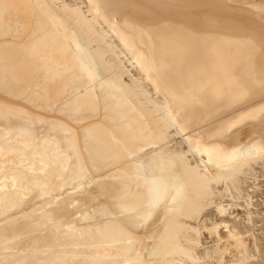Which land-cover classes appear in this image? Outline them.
Instances as JSON below:
<instances>
[{"label":"bare ground","instance_id":"1","mask_svg":"<svg viewBox=\"0 0 264 264\" xmlns=\"http://www.w3.org/2000/svg\"><path fill=\"white\" fill-rule=\"evenodd\" d=\"M259 161L262 2L0 0V264L247 263Z\"/></svg>","mask_w":264,"mask_h":264},{"label":"rangeland","instance_id":"2","mask_svg":"<svg viewBox=\"0 0 264 264\" xmlns=\"http://www.w3.org/2000/svg\"><path fill=\"white\" fill-rule=\"evenodd\" d=\"M66 1L71 2L72 0H66ZM251 1L262 2L264 4V0H251ZM115 43H116V45L118 44L117 41H115ZM121 60H123V64L127 67V69H129L131 71L132 74H134L135 76H138L136 69L133 68L130 65V63H128V59H127V57H125V55L121 56ZM124 78H125L126 82H130V81H127V78H128L127 76H125ZM148 87L147 88L151 92L152 91L151 87L150 86H148ZM170 139L169 140L171 143H169V145L170 146L172 145V147H171L172 150L175 149V151H178L179 148H182L183 150L187 149L186 146L181 141L180 137H170ZM187 157L189 158L190 162L193 163L192 161H194V160L191 159V156H187ZM252 168H253V171L249 172L250 175H249V173H248V175H246L247 179L244 177L247 181L246 184H244L245 182L242 184L243 185V187H242L243 193L244 194L245 193L251 194V195L250 194L249 195L251 196L252 202H253V207L251 209V211L253 212L252 213V219H253L252 224L246 223L247 222L246 221V215H245V211L243 209H237L236 207H233V208H230L229 211L234 212L235 216L237 215L235 218L237 221H235V222L236 223L240 222L237 228L239 231L242 230L241 233L243 234V237H245L247 239L246 242L248 243L247 245L249 246V249H250L249 254L254 256V257H252V259H250V261H248L247 263H243V264H264V162L259 161L256 164H252ZM252 175H254V176L252 177ZM244 178H243V176L240 177L241 180L245 181ZM223 188H224V186H222V185L218 186L219 190L220 189L223 190ZM246 188L248 189V191ZM244 190L247 192H245ZM228 196L226 195V198H224L225 197V195H224L223 200L221 199V196H217L216 201H221L223 204H231L232 203L231 205H234L237 203L236 200H234V201H233V199L229 200L231 198H229ZM234 202H236V203H234ZM239 202L241 203V201H239ZM212 208L206 210L205 213H203V215H202L203 217H201L198 222H196V223L194 222V224L200 223L201 224L200 226H202V224L205 223V226L210 227L212 224L210 222L219 221L218 220L219 217L216 215L217 213H216L215 209H212ZM229 223H230L229 225L231 226L232 221L229 220ZM203 226H204V224H203ZM222 232H223L224 236H223ZM244 232H245V234H244ZM201 233H202V236H201L202 247L198 248V251H197L199 255L203 254L204 251L202 249L204 247H211L212 244H214L213 237L208 235V233L203 228L201 229ZM225 234H226L225 230L221 229V235L223 237H225ZM246 234H248V235L246 236ZM214 259L215 258L210 259V260L205 259V261H206L205 263L218 264ZM233 259H235V256H233V253L227 252L224 254L223 262H224V264H238ZM199 264H203V263L200 262Z\"/></svg>","mask_w":264,"mask_h":264}]
</instances>
